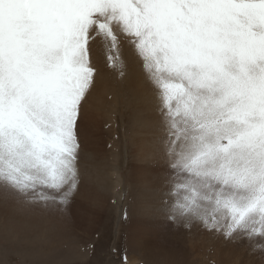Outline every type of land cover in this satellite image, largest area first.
<instances>
[{"label":"snow or ice","instance_id":"6c2138e0","mask_svg":"<svg viewBox=\"0 0 264 264\" xmlns=\"http://www.w3.org/2000/svg\"><path fill=\"white\" fill-rule=\"evenodd\" d=\"M85 3L86 17L64 42L36 53L39 77L13 74L0 52V202L66 211L87 185L92 158L81 133L97 86L92 45L103 35L114 49L126 43L141 69L121 65L107 101L136 112L147 101L168 123L170 167L183 173L185 193L169 218L200 221L228 240L264 241V59H240L222 40L150 14L160 6L186 13L201 0ZM22 4L0 0V26L18 23ZM145 9L141 22L133 10Z\"/></svg>","mask_w":264,"mask_h":264},{"label":"rangeland","instance_id":"374dc122","mask_svg":"<svg viewBox=\"0 0 264 264\" xmlns=\"http://www.w3.org/2000/svg\"><path fill=\"white\" fill-rule=\"evenodd\" d=\"M202 1L206 2L205 0ZM202 1L201 3H203ZM215 1L217 5L223 7V12H226L225 9L230 7L233 11L230 15H239L240 11L237 10L245 6L247 9L264 7V0ZM67 2L68 0H58V5L48 7V10L58 17V19H53L54 21L57 20L54 24L58 26V30L63 33V36L67 32L64 31L66 23H63L64 13L61 9ZM201 3L199 6L203 5ZM24 6L30 7L28 4ZM195 12L202 11L197 9ZM227 16L223 14L221 18H227ZM151 17L153 18V16ZM145 19L140 18V21ZM192 19L190 18L188 21ZM199 21L198 19L197 24H201ZM192 22L195 23L196 21ZM204 26L205 35H207L209 27ZM0 30L4 32L2 27ZM67 37L64 36L63 38ZM13 40L15 39L13 38ZM104 43L103 52L108 53L107 59L104 58L107 61L106 66L111 67L113 73L119 74L120 60L112 57L106 40ZM23 53L29 56L33 55L32 61L26 59V65L33 67L38 61L35 56L38 51L34 47L28 50L23 45L18 44L15 54L11 49L3 53L8 65L17 73H20L18 66L10 62L9 59L15 61L17 55ZM16 63L20 65L18 62ZM40 68L43 70L42 66ZM128 116V111L121 110L116 106L108 111L105 120L100 121V127L95 129L93 133L92 131L86 133L82 131L81 139L84 140L86 150L92 158L91 170L93 174L87 181V185L82 187L75 197L80 202L79 206L82 201L81 207L75 208L71 205L66 211L59 209L42 211L21 204L25 209L19 207L16 210L7 208V202L11 203V201L0 202V210L6 213L5 215L4 212L0 211V264H123L125 259L127 264H260L261 259H264V256L261 255L264 252V241H255L252 237H240L234 241L228 240L221 233L214 234L205 230L202 224L197 221L187 224L180 221V226H176L179 228L177 232L180 230V234L177 233L174 243L167 247V250L176 252L175 259H172L171 262L163 263L159 258L157 261L143 258L139 252L144 254L149 248L151 249L153 246L151 242L146 246L138 242L135 244L134 250H130L125 236L129 231V213L137 191L134 188L137 178L132 174L131 167L138 163V159L129 143L131 123ZM102 160L106 165L104 171L100 165L103 163ZM106 173L108 181L107 184L103 185L102 181L107 180V177L103 179ZM167 190L175 196L179 194L178 190L172 188L170 184ZM30 208L34 210H30ZM121 208L122 210H119ZM22 210L35 213L36 216L43 212L44 220L39 221L32 218V223L19 221L22 219L19 215ZM10 213L16 216L15 223L10 222V218L8 219ZM41 214L38 218H41ZM61 220L62 222H60ZM170 221L167 218L168 226L172 224ZM225 227L224 224L221 225L222 230ZM161 236L159 234V237ZM154 246L156 245L154 244Z\"/></svg>","mask_w":264,"mask_h":264},{"label":"bare ground","instance_id":"6f19581e","mask_svg":"<svg viewBox=\"0 0 264 264\" xmlns=\"http://www.w3.org/2000/svg\"><path fill=\"white\" fill-rule=\"evenodd\" d=\"M205 1L207 3L202 1L203 3L201 4L203 5H198L194 9H189L186 13L160 6L153 8L150 14L153 16L152 19L155 22L167 27H183L189 31L192 27H195L205 34L206 30L204 25H207L209 27L207 36L222 40L227 50L238 58L258 57L264 59L263 6L257 9H247L245 6L237 10L240 11L239 15H230L233 13L230 7L225 9L226 12H223V7L217 5L215 0ZM26 4L30 5V7L26 8L24 6ZM51 5H58V0H23V4L21 5L22 16L19 22L0 26L4 30L3 37L0 39V52L5 53V51L11 49L15 54L18 44L23 45V47L28 50L34 47L37 51L44 47L59 45L66 39L63 37L69 36L72 29L84 20L89 11L85 0H68L67 4L61 9L64 13L63 23H66V29L64 31L67 32V34L63 36V33L58 30V26L54 24L57 20L54 21L53 19H58V17L48 10V7ZM197 9L202 12H195ZM148 12V9H145V14H141L139 10H133V15L140 20V18H147ZM223 14L228 15L227 18H221ZM208 15H210V17H208ZM190 18H193L190 20L191 24L188 23ZM198 19L201 21V24H197ZM194 20L196 21L195 23L192 22ZM143 21L144 20L141 22ZM253 29H256V31H253ZM13 38L15 40H13ZM104 40H106V43L109 45V52L112 54V57L114 59L118 58L121 65L128 64L129 70L134 68L138 74L141 71L138 63L135 65L132 64L131 52L126 43L122 42L118 49H114L111 47L110 41L105 39L103 35L96 38V42L92 45L90 59L91 63L98 70L97 86L86 105L88 119L85 127L82 129L84 133L88 131H92L93 133L95 129H98L100 127V121L107 117L108 111L117 106L115 101H107L106 96L115 93L119 83L118 78L120 72L119 74L113 73L112 68L106 66L107 61H105L104 58L107 59L108 53L103 52L105 46ZM32 56L25 55L24 53L21 55L18 54L15 61L11 59H9V61L18 66L20 73L23 70H27L30 73L32 72V75L35 73L34 76L39 77L43 72L40 68L41 64L39 61H37L33 67H30L31 65H26L27 61L33 60ZM26 59L28 60L26 61ZM8 66L13 74H18L10 65ZM128 112L131 123L129 143L134 149L138 163L135 165L133 164L131 167L132 174L137 178H134L136 179L134 188L137 189V191L135 192L134 201L131 204V211L129 213L130 227L127 236H125L127 246L133 251L135 244L138 242L145 246L151 242L153 246L154 244L156 246H151L152 248H149L150 250L148 249L144 254L140 251L139 254L148 260L157 261L159 258L163 263H167L168 261L171 262L172 259H175L176 252L167 250V247L174 243L177 233L180 234V230L177 232L179 228H176L177 225L180 226V222L170 219L169 216L172 214L173 208H176L177 212H179L180 205L185 200L184 189L179 186L183 183L184 176L183 173H178L170 167L169 149L172 145L169 143L171 139L168 134L169 126L166 121L162 124L157 122L153 105L146 101L138 112L132 110H128ZM82 141L84 142V140ZM100 165L102 166V170L105 169L106 165L104 161L100 163ZM105 177H107V180L102 181L103 185L107 184V173L104 175L103 179ZM169 184L172 188L174 187V189L178 190L179 194L176 193L178 196L169 193L167 190ZM123 192H125L124 189ZM79 204L80 202L77 198L72 203V206L78 208L77 206H79ZM81 205L79 207H81ZM8 207L16 210L19 207L24 208L21 204L14 202H7V208ZM122 208L119 210H122ZM36 209L38 210V208ZM30 210L34 209L30 208ZM19 215H21L22 218L19 219V221L24 223H30L32 218L40 221L44 220L45 217L43 212L40 216L41 219L38 218L39 215L36 216L35 213L32 214L24 212L23 210ZM8 216L10 222L15 223L17 220L16 216L11 213ZM167 218L171 220L170 223L172 224L170 226L166 223ZM60 222H62V220ZM197 222L202 224L200 221ZM159 234L162 236L159 237ZM145 253L147 254L145 255Z\"/></svg>","mask_w":264,"mask_h":264}]
</instances>
